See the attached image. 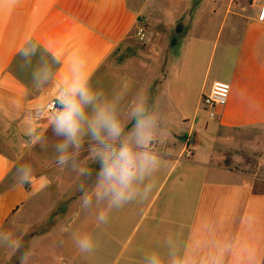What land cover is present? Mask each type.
<instances>
[{"label":"crops","instance_id":"0c3cea01","mask_svg":"<svg viewBox=\"0 0 264 264\" xmlns=\"http://www.w3.org/2000/svg\"><path fill=\"white\" fill-rule=\"evenodd\" d=\"M258 11L251 0H0V264H22L25 256L26 264H149L153 257L160 264H264V191L222 166L231 151L249 149L251 132L264 133ZM78 77L94 96L87 116L109 110L121 123L120 139L133 132L137 105L151 122V140L136 150L155 163L119 207L94 196L83 206L99 170L86 123L80 146L57 162L64 138L53 134L55 115L43 108ZM216 81L231 90L209 118L201 98ZM186 88L188 118L180 120L188 131L157 138L174 121V95L183 100ZM38 207L49 216L35 220L41 230L24 236L17 252L5 251L6 228ZM83 236L93 241L91 252L77 249Z\"/></svg>","mask_w":264,"mask_h":264},{"label":"clouds","instance_id":"9594fccd","mask_svg":"<svg viewBox=\"0 0 264 264\" xmlns=\"http://www.w3.org/2000/svg\"><path fill=\"white\" fill-rule=\"evenodd\" d=\"M93 100L94 96L86 81L79 77L69 89L63 90L59 99L60 109L52 124L53 134L64 138L57 145V150L61 154L57 162L65 164L68 160L67 149L70 146L76 148L80 146L86 123L87 133L99 146L96 153L99 170L93 193L83 194V206L90 208L94 196L97 202L108 200L110 206L119 207L135 197L137 193L133 187L134 182L142 179L148 168L155 163V157L147 151L136 150L143 149L151 140V122L144 117L143 106L137 105L133 111L136 117L135 128L129 138L122 140L121 123L109 110L99 108L91 118L87 116L85 107L91 105ZM117 140L120 141L119 146L115 143ZM22 182L29 181L25 179ZM98 219L101 222L106 221L104 214ZM4 239L7 240L8 237L4 236ZM15 247L19 248V242H16ZM76 247L82 253L91 252L94 244L89 237L83 236L76 240ZM26 260V256L22 257V264H26ZM149 264H160V261L153 257Z\"/></svg>","mask_w":264,"mask_h":264},{"label":"rangeland","instance_id":"374dc122","mask_svg":"<svg viewBox=\"0 0 264 264\" xmlns=\"http://www.w3.org/2000/svg\"><path fill=\"white\" fill-rule=\"evenodd\" d=\"M256 10L257 9L255 8L252 9V14H255ZM245 12L248 13L247 11ZM145 40L148 39L145 38ZM185 65L186 62L183 60L173 70L174 85H172V89H175L176 86L179 85V82L181 81V78L185 73ZM186 89L187 90L185 91V98L183 100H180L178 96L175 97L174 95V104L176 110H170L172 119L174 118V121L172 120L173 122L170 124V129L162 128L160 133L156 134L157 138L168 137V132L171 130H177L178 132L188 131V122H182L184 118H188V88ZM194 105L195 104L192 103L193 110L195 108ZM182 116L184 118L180 120V117ZM199 116H204L202 111ZM244 140L249 142V149L245 148L246 145H241L240 149H235L234 152L231 151L230 158L222 162V166L234 171L243 172L245 174L246 181L254 184L257 190L264 191V133L262 131L251 132L250 137H245ZM46 216L47 212L43 208L38 207L34 212L29 213L27 216H24V218H22V221L17 224V226H9V229L7 227L6 231L10 235V240L6 241L2 245V248H4L5 251H9V249L13 248V252L15 250L17 252L18 249H22L20 244L24 242V236L28 235L30 232H38L41 230V225L34 223L36 222L35 220L38 221L43 217L48 220L49 216ZM19 241V248L17 249L14 242L16 243Z\"/></svg>","mask_w":264,"mask_h":264},{"label":"built area","instance_id":"2783aa9c","mask_svg":"<svg viewBox=\"0 0 264 264\" xmlns=\"http://www.w3.org/2000/svg\"><path fill=\"white\" fill-rule=\"evenodd\" d=\"M251 3L259 6L257 19L259 22H264V1L251 0ZM231 86L229 83L216 81L213 83L209 92L202 95L201 104L209 118L217 116L218 108L224 107L227 104L230 95ZM63 93L53 97L43 108V111L48 115H56L60 109L59 99Z\"/></svg>","mask_w":264,"mask_h":264},{"label":"trees","instance_id":"16d2710c","mask_svg":"<svg viewBox=\"0 0 264 264\" xmlns=\"http://www.w3.org/2000/svg\"><path fill=\"white\" fill-rule=\"evenodd\" d=\"M178 30H179V28L177 29V31ZM88 181H89V176L86 175V177L84 178V184L87 185Z\"/></svg>","mask_w":264,"mask_h":264}]
</instances>
